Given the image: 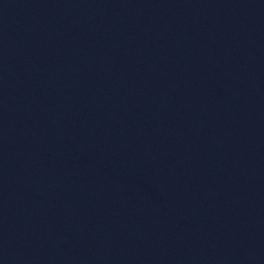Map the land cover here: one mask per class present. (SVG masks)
<instances>
[{
	"label": "water",
	"instance_id": "water-1",
	"mask_svg": "<svg viewBox=\"0 0 264 264\" xmlns=\"http://www.w3.org/2000/svg\"><path fill=\"white\" fill-rule=\"evenodd\" d=\"M0 264H264V0H0Z\"/></svg>",
	"mask_w": 264,
	"mask_h": 264
}]
</instances>
